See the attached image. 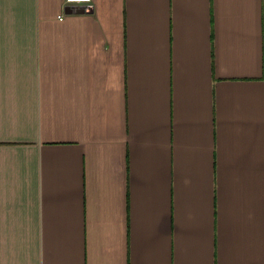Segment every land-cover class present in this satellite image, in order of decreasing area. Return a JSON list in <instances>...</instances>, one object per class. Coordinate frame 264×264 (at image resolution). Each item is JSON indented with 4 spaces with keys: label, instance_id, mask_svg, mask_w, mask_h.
Listing matches in <instances>:
<instances>
[{
    "label": "crops",
    "instance_id": "0c3cea01",
    "mask_svg": "<svg viewBox=\"0 0 264 264\" xmlns=\"http://www.w3.org/2000/svg\"><path fill=\"white\" fill-rule=\"evenodd\" d=\"M0 264H264V0H0Z\"/></svg>",
    "mask_w": 264,
    "mask_h": 264
},
{
    "label": "built area",
    "instance_id": "2783aa9c",
    "mask_svg": "<svg viewBox=\"0 0 264 264\" xmlns=\"http://www.w3.org/2000/svg\"><path fill=\"white\" fill-rule=\"evenodd\" d=\"M93 0H65L66 4H73V3H85V4H91ZM64 17L60 16V20H62Z\"/></svg>",
    "mask_w": 264,
    "mask_h": 264
}]
</instances>
